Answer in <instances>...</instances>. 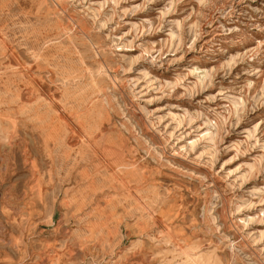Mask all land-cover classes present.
<instances>
[{
  "label": "rangeland",
  "instance_id": "374dc122",
  "mask_svg": "<svg viewBox=\"0 0 264 264\" xmlns=\"http://www.w3.org/2000/svg\"><path fill=\"white\" fill-rule=\"evenodd\" d=\"M0 264H264V0H0Z\"/></svg>",
  "mask_w": 264,
  "mask_h": 264
},
{
  "label": "bare ground",
  "instance_id": "6f19581e",
  "mask_svg": "<svg viewBox=\"0 0 264 264\" xmlns=\"http://www.w3.org/2000/svg\"><path fill=\"white\" fill-rule=\"evenodd\" d=\"M43 121V120H42Z\"/></svg>",
  "mask_w": 264,
  "mask_h": 264
}]
</instances>
